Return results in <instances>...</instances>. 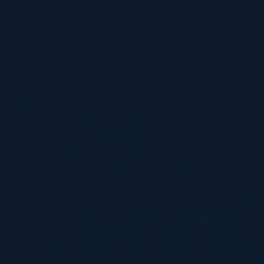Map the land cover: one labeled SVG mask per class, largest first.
<instances>
[{
    "label": "water",
    "instance_id": "1",
    "mask_svg": "<svg viewBox=\"0 0 264 264\" xmlns=\"http://www.w3.org/2000/svg\"><path fill=\"white\" fill-rule=\"evenodd\" d=\"M0 264H264V0H0Z\"/></svg>",
    "mask_w": 264,
    "mask_h": 264
}]
</instances>
